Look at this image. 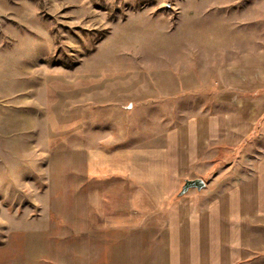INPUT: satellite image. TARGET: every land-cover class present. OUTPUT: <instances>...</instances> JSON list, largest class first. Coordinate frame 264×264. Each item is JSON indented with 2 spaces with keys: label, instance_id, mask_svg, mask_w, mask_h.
Returning <instances> with one entry per match:
<instances>
[{
  "label": "rangeland",
  "instance_id": "obj_1",
  "mask_svg": "<svg viewBox=\"0 0 264 264\" xmlns=\"http://www.w3.org/2000/svg\"><path fill=\"white\" fill-rule=\"evenodd\" d=\"M246 60L264 61V0H0V202L21 204L24 215L9 218L25 233L23 263H79V216L65 206L77 194L61 191L49 221L43 188L51 142L73 131L80 113L101 124L104 141L161 134L203 111L219 66ZM163 69L195 72L203 83L145 99L149 71ZM240 154L219 151L204 180L221 174L229 186L249 176L264 138Z\"/></svg>",
  "mask_w": 264,
  "mask_h": 264
},
{
  "label": "crops",
  "instance_id": "obj_2",
  "mask_svg": "<svg viewBox=\"0 0 264 264\" xmlns=\"http://www.w3.org/2000/svg\"><path fill=\"white\" fill-rule=\"evenodd\" d=\"M256 61L219 66L214 86L206 84L210 101L203 111L161 134L104 141L101 124L84 112L73 131L51 142L46 210L50 221L61 191L77 194L65 206L79 216L78 264H264V154L239 182L226 186L219 174L173 201L186 179H205L219 151L241 159L242 150L264 138V92L258 94L264 61ZM167 71H149L145 99L176 98L203 83L195 72ZM21 209L0 202V222L9 226L0 264H24L25 233L9 218L24 215Z\"/></svg>",
  "mask_w": 264,
  "mask_h": 264
},
{
  "label": "water",
  "instance_id": "obj_3",
  "mask_svg": "<svg viewBox=\"0 0 264 264\" xmlns=\"http://www.w3.org/2000/svg\"><path fill=\"white\" fill-rule=\"evenodd\" d=\"M206 182L204 179L197 178V179H186L181 190L177 194V197L185 196L190 190L197 189L198 191L203 190L206 187Z\"/></svg>",
  "mask_w": 264,
  "mask_h": 264
},
{
  "label": "trees",
  "instance_id": "obj_4",
  "mask_svg": "<svg viewBox=\"0 0 264 264\" xmlns=\"http://www.w3.org/2000/svg\"><path fill=\"white\" fill-rule=\"evenodd\" d=\"M263 92H264V91H261V92H259L258 94H261V93H263ZM251 96H255V94H252ZM255 131H256V130H255ZM254 134H255V133H253V136H254ZM247 143H248V140L245 141V143H243V145H242L241 147H244ZM182 198H184V196L178 198L177 195H176V196L174 197L173 201L176 202V201L181 200Z\"/></svg>",
  "mask_w": 264,
  "mask_h": 264
}]
</instances>
